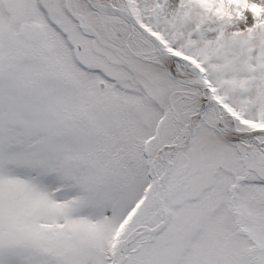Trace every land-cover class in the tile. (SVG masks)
<instances>
[{
	"label": "snow or ice",
	"instance_id": "6c2138e0",
	"mask_svg": "<svg viewBox=\"0 0 264 264\" xmlns=\"http://www.w3.org/2000/svg\"><path fill=\"white\" fill-rule=\"evenodd\" d=\"M0 264H264V0H0Z\"/></svg>",
	"mask_w": 264,
	"mask_h": 264
}]
</instances>
